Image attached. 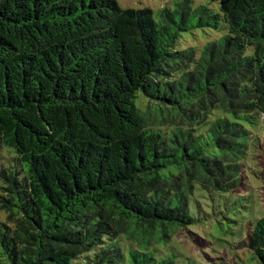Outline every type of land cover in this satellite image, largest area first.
Returning <instances> with one entry per match:
<instances>
[{"label":"trees","instance_id":"16d2710c","mask_svg":"<svg viewBox=\"0 0 264 264\" xmlns=\"http://www.w3.org/2000/svg\"><path fill=\"white\" fill-rule=\"evenodd\" d=\"M0 0V264H176L195 185L264 131V0ZM220 34L201 49L183 34ZM260 135V136H259ZM264 264V216L248 236Z\"/></svg>","mask_w":264,"mask_h":264},{"label":"rangeland","instance_id":"374dc122","mask_svg":"<svg viewBox=\"0 0 264 264\" xmlns=\"http://www.w3.org/2000/svg\"><path fill=\"white\" fill-rule=\"evenodd\" d=\"M121 8H150L154 14L162 8H172L179 0H116ZM193 6L211 5L210 0H192ZM220 34L196 29L182 35L181 45L201 49ZM257 147L248 152L240 186L234 191H206L195 185L188 211L192 223L179 229L162 246L176 264H257L248 247L247 236L258 218L264 216V131ZM260 136V135H259ZM18 167L13 153L0 147V170ZM1 184V183H0ZM1 194V190H0ZM0 220L6 213L0 208Z\"/></svg>","mask_w":264,"mask_h":264}]
</instances>
